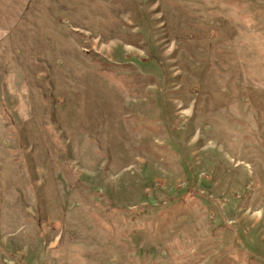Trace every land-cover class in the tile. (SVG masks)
I'll list each match as a JSON object with an SVG mask.
<instances>
[{
	"label": "rangeland",
	"instance_id": "1",
	"mask_svg": "<svg viewBox=\"0 0 264 264\" xmlns=\"http://www.w3.org/2000/svg\"><path fill=\"white\" fill-rule=\"evenodd\" d=\"M0 264H264V0H0Z\"/></svg>",
	"mask_w": 264,
	"mask_h": 264
}]
</instances>
